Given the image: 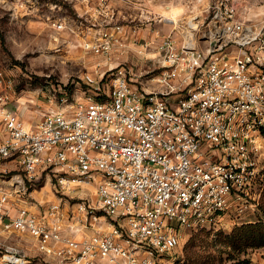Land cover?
Segmentation results:
<instances>
[{
    "label": "built area",
    "instance_id": "2783aa9c",
    "mask_svg": "<svg viewBox=\"0 0 264 264\" xmlns=\"http://www.w3.org/2000/svg\"><path fill=\"white\" fill-rule=\"evenodd\" d=\"M237 12L217 0L207 28L193 20L199 38L163 39L155 69L100 68L85 75L86 89L71 102L61 99L62 111L34 123L19 113L15 77L0 70V181L12 182L25 202L11 216V195L0 189L5 228L30 236L47 264H162L186 232L216 224L234 205L242 216L259 202L264 29ZM119 31L101 32L93 52L111 56ZM44 178L54 180L59 202L34 213L31 193ZM91 186L96 201L78 203L64 222L66 198ZM88 227L94 234L75 238Z\"/></svg>",
    "mask_w": 264,
    "mask_h": 264
},
{
    "label": "rangeland",
    "instance_id": "374dc122",
    "mask_svg": "<svg viewBox=\"0 0 264 264\" xmlns=\"http://www.w3.org/2000/svg\"><path fill=\"white\" fill-rule=\"evenodd\" d=\"M216 1L0 0V70L15 77L19 113L25 121L34 123L44 113L62 111L65 105L61 99L67 96L71 102L76 90L86 89L85 75L95 74L100 68L133 65L139 71L155 69L164 55L163 39L171 35L183 45L199 38V32L191 28L193 20L198 18L203 29L207 28L209 9ZM229 1L238 9V18L264 29V0ZM58 21L65 24L63 30L55 28ZM115 26L121 31L115 35L112 55L95 54L92 47L99 44L101 32ZM257 141L261 148L259 166L264 169V135ZM54 184L51 178L42 179L36 195L55 198L36 202L38 205L59 201ZM45 186L47 190H43ZM70 195L62 207L63 211L66 205V218H74L78 203H94L97 198L92 187ZM259 222H264V189L259 202H252L244 215L239 216L234 205L216 224L186 232L180 246L162 264H264V248L245 249L231 241L238 228ZM108 226L103 224V228ZM83 230L94 234L90 227ZM0 241V264H14L12 259L3 260L5 255H13L7 249H17V257L31 264L51 260L37 249L30 236L20 232L12 231Z\"/></svg>",
    "mask_w": 264,
    "mask_h": 264
},
{
    "label": "crops",
    "instance_id": "0c3cea01",
    "mask_svg": "<svg viewBox=\"0 0 264 264\" xmlns=\"http://www.w3.org/2000/svg\"><path fill=\"white\" fill-rule=\"evenodd\" d=\"M2 139H3V136H2V133L0 131V141ZM91 187L95 188V186H91ZM42 188H43V190H47V186L42 187ZM0 189H3L5 192H7L8 194L11 195L10 201H9L7 207L11 208V212H10L11 216H13V217L16 216L17 212H18V208H20L21 206L25 205V202L23 200H21V199L19 200V198L16 195H13V192L15 191V189H14V186L12 185V182L0 181ZM88 190L91 191V189H88ZM37 193H39L38 190L37 191L34 190L31 193V197L35 201L33 202L32 207L30 206V208H31V211H33L34 213H39L45 207V206L42 207L43 206L42 204L38 205L36 202H44V201H47V200H53L55 198V197H53L51 195H44L41 198V196L36 195ZM65 211H66V205L63 208V218H64L63 220H64V222L67 220ZM109 228H110L109 226L106 227V229H109ZM12 231L13 230L6 229L4 224L0 221V240L6 234H10L11 235ZM92 233H93V231H92ZM90 235H92L91 234V230H87V231L82 230V232L80 234L75 235V238L78 239V240H82L84 237H89Z\"/></svg>",
    "mask_w": 264,
    "mask_h": 264
},
{
    "label": "trees",
    "instance_id": "16d2710c",
    "mask_svg": "<svg viewBox=\"0 0 264 264\" xmlns=\"http://www.w3.org/2000/svg\"><path fill=\"white\" fill-rule=\"evenodd\" d=\"M231 241L234 246L245 249L264 248V222L238 228L233 233Z\"/></svg>",
    "mask_w": 264,
    "mask_h": 264
},
{
    "label": "bare ground",
    "instance_id": "6f19581e",
    "mask_svg": "<svg viewBox=\"0 0 264 264\" xmlns=\"http://www.w3.org/2000/svg\"><path fill=\"white\" fill-rule=\"evenodd\" d=\"M12 259L11 261L14 263V264H19L20 262H22V260H19L17 257H14V258H12V257H10V256H5L4 258H3V260L4 259ZM5 261V260H4ZM6 262H8V261H6ZM11 263V262H10ZM12 264V263H11Z\"/></svg>",
    "mask_w": 264,
    "mask_h": 264
}]
</instances>
